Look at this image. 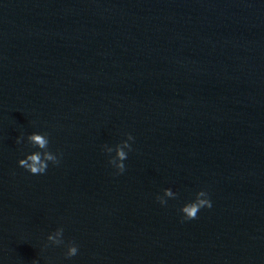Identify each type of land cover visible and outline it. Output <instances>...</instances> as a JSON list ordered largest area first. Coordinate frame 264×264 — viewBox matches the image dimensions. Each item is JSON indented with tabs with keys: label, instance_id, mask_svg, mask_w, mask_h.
<instances>
[{
	"label": "clouds",
	"instance_id": "9594fccd",
	"mask_svg": "<svg viewBox=\"0 0 264 264\" xmlns=\"http://www.w3.org/2000/svg\"><path fill=\"white\" fill-rule=\"evenodd\" d=\"M23 139V136L17 137L16 143L21 144ZM133 140L134 137L131 134H128L127 139L116 145L115 148L107 145L103 146V150L107 154H111L113 151L115 152V156H110L108 163L116 169V174H122L125 171V164L123 162L128 156V152L125 151V149L128 151L132 150L129 141ZM27 141L34 148L39 149V151L26 154L25 158L18 161L19 167H22L32 175H42L47 171L49 163L52 165H58L60 163L62 153H54L49 150L50 141L46 133H32L27 136ZM177 195L178 194L171 188H165L163 189V195H157L156 200L163 206L167 204L168 199H176ZM211 207L212 203L208 198V193L204 190L198 191L195 194V199L193 201L184 204L180 208L179 211L182 213L181 219L182 221L194 220L197 218L201 209ZM63 233L64 230L62 227L57 228L53 233L47 236L48 242L55 246L63 245L65 243ZM66 247V258H71L78 254V246L74 242H70ZM33 264H38V262L34 260Z\"/></svg>",
	"mask_w": 264,
	"mask_h": 264
}]
</instances>
